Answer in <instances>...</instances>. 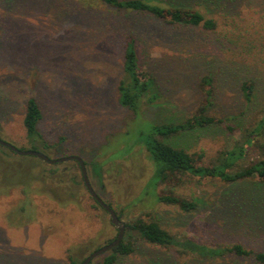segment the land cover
<instances>
[{
	"label": "rangeland",
	"instance_id": "obj_1",
	"mask_svg": "<svg viewBox=\"0 0 264 264\" xmlns=\"http://www.w3.org/2000/svg\"><path fill=\"white\" fill-rule=\"evenodd\" d=\"M206 16L217 21L214 30L119 11L102 0H0V138L31 149L23 118L33 97L43 113L39 129L44 137L65 148L63 153L56 148L42 152L52 158L82 157L94 190L124 222L144 216L180 239L223 247L242 243L264 251V182L183 175L177 186L157 187L196 203L185 211L157 201L153 163L134 145L152 123L182 121L208 97L209 111L228 118L237 130L220 124L169 140L196 158L202 153L200 163L207 164L242 140L240 131L264 109V0H234ZM131 34L141 68L154 77L158 94L138 115L119 103L117 89ZM246 79L255 81L250 104L241 89ZM256 157L252 149L244 162ZM24 158L13 155L14 165L0 173V264H69L70 253H81L79 246L91 253L117 236L75 160L34 167L28 158L36 157ZM27 171L39 179L33 182ZM10 183L18 187L9 191ZM47 185L64 192L54 197L37 191ZM19 186L36 192L25 196ZM136 245L117 264H258L234 253L178 256L174 249L143 240Z\"/></svg>",
	"mask_w": 264,
	"mask_h": 264
},
{
	"label": "trees",
	"instance_id": "obj_2",
	"mask_svg": "<svg viewBox=\"0 0 264 264\" xmlns=\"http://www.w3.org/2000/svg\"><path fill=\"white\" fill-rule=\"evenodd\" d=\"M102 1L107 6L116 10L146 13L169 24L190 27L201 26L207 30H214L217 27V21L214 18L207 17L206 12H211L213 7L223 9L234 0H166L167 4H162L156 0ZM205 81L207 84H211V79L208 78ZM155 85L154 77L141 68L136 37L132 34L127 36L124 44L122 75L117 85L119 103L130 109L135 115H138L146 103H153L158 97V94L154 91ZM254 88L255 81L253 79H246L241 85L242 92L248 104L253 100ZM208 95H211L210 88L208 89ZM209 104L210 101L207 97L206 104L200 105L192 116L182 121L171 120L162 123H152L150 130L147 133L142 132L139 139L134 143L135 146L146 151L147 157L153 163L152 177L153 185L155 186V193L153 195L157 201L164 204L178 205L185 211L193 210L196 207L194 201L181 197L173 191L166 192V190L158 191L157 189L161 184L177 186L179 184L176 181L177 178L183 175L199 178H218L228 183L246 179H255L259 182H264V109L257 111L253 122L240 131L242 140L235 142L231 147L222 151L215 161L210 163H200L203 156L202 153L198 154V158H196L194 154L188 152L185 148L175 146L169 141L181 133L191 132L197 129L204 130L220 124H224L230 131L237 130V127L231 124L228 118L211 113L208 109ZM42 117L43 113L39 103L35 98L30 97L27 100L23 118L26 138L30 144V148L40 151L56 148L58 153H63L65 150L63 143H50L39 129V123ZM135 146L131 145L130 151ZM4 149L9 152H6ZM252 149L256 150L257 157L247 163L244 162L245 157ZM13 155L20 160L27 159L24 158V155H19L12 149L0 144V173L1 170L10 169L14 165L11 163L14 160L12 159ZM58 156L64 155L58 154ZM36 158H28L34 162V164H29L35 167L45 162L38 157ZM75 162L80 166L78 161L75 160ZM29 164L27 166H30ZM24 167L27 168L26 166ZM17 168L19 170L21 166L18 164L14 166V169H16L14 172L19 174ZM94 169L98 172L100 166L95 164ZM50 170L52 173L56 172L54 168ZM27 172L29 174L28 178L33 179V182L39 179L35 174H30V171ZM44 180L46 181L47 179L44 178ZM61 181L58 180V182ZM149 184L150 181L146 184V189ZM16 187L18 186L15 183H10L8 189L10 191ZM19 188L25 196L28 194L32 195V193L34 194L36 192H29L25 188H21V186ZM37 191H40V193L49 192L54 196V193L58 195L62 194L64 189L59 188L58 185L57 187L47 185L43 190L37 189ZM108 204L113 207L111 203ZM116 213L121 218V215L117 211ZM125 227V235L119 245L93 259L89 264H117L119 257L127 256L135 252L138 240H143L167 249H174L178 253V256L212 257L222 256L226 253H234L239 257H253L258 264H264V251L248 249L242 243H235L231 246L223 247L209 246L190 238L180 239L152 218L138 216L126 221ZM113 239H110L106 243L111 242ZM78 250L81 253L69 254V264H81L85 257L90 254L83 247L79 246Z\"/></svg>",
	"mask_w": 264,
	"mask_h": 264
},
{
	"label": "water",
	"instance_id": "obj_3",
	"mask_svg": "<svg viewBox=\"0 0 264 264\" xmlns=\"http://www.w3.org/2000/svg\"><path fill=\"white\" fill-rule=\"evenodd\" d=\"M0 144L12 149L13 151H15L16 153H18L20 155H33V156H36V157L44 160L45 162L51 163V164L69 161V160H76L79 162L80 167H81L82 176H83V179H84V182H85L87 189L89 190L92 197L104 209H106V211L110 214L111 222L113 223L114 226H116V228L118 230L117 236L111 242L106 243V244L102 245L101 247L93 250L90 254H88L85 257L84 261L81 264H89L93 259H95L98 256L110 251L113 247L119 245V243L122 241V239L124 238V235H125V229H126L125 222L118 216L115 209L113 207H111L108 203H106L99 196V194L94 190V188L90 182L89 176H88V172H87V168H86V162L82 157L77 156V155H65V156H61V157L52 158L40 150L22 149V148L17 147L13 143L6 141L2 138H0Z\"/></svg>",
	"mask_w": 264,
	"mask_h": 264
}]
</instances>
